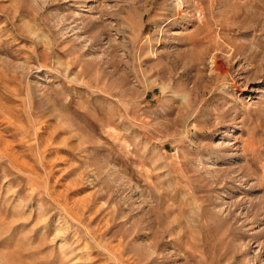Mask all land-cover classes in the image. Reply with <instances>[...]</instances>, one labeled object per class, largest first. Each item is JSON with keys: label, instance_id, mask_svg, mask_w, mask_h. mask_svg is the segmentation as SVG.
I'll return each mask as SVG.
<instances>
[{"label": "rangeland", "instance_id": "1", "mask_svg": "<svg viewBox=\"0 0 264 264\" xmlns=\"http://www.w3.org/2000/svg\"><path fill=\"white\" fill-rule=\"evenodd\" d=\"M0 264H264V0H0Z\"/></svg>", "mask_w": 264, "mask_h": 264}]
</instances>
